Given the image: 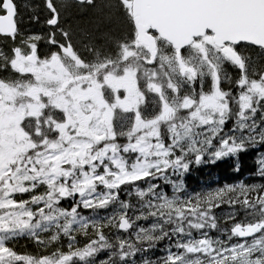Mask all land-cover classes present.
Masks as SVG:
<instances>
[{"label":"snow or ice","instance_id":"obj_1","mask_svg":"<svg viewBox=\"0 0 264 264\" xmlns=\"http://www.w3.org/2000/svg\"><path fill=\"white\" fill-rule=\"evenodd\" d=\"M25 8L0 0V264H264V0Z\"/></svg>","mask_w":264,"mask_h":264},{"label":"trees","instance_id":"obj_2","mask_svg":"<svg viewBox=\"0 0 264 264\" xmlns=\"http://www.w3.org/2000/svg\"><path fill=\"white\" fill-rule=\"evenodd\" d=\"M247 161V158H246ZM246 167H251L250 163H246ZM212 171V176L219 177L222 173V170L220 169H214ZM190 176V183L193 188L198 187L201 185V183H211V177L207 174L203 173V170L201 171H193L189 174ZM21 244H23V241H21Z\"/></svg>","mask_w":264,"mask_h":264},{"label":"flooded vegetation","instance_id":"obj_3","mask_svg":"<svg viewBox=\"0 0 264 264\" xmlns=\"http://www.w3.org/2000/svg\"><path fill=\"white\" fill-rule=\"evenodd\" d=\"M15 2L19 9V14L17 15L16 19L20 27L24 29L34 27L28 22L27 9L25 8V5L29 2V0H15Z\"/></svg>","mask_w":264,"mask_h":264}]
</instances>
